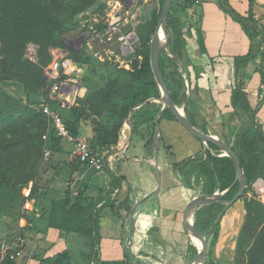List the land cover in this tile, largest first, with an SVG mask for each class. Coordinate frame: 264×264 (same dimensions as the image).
Returning <instances> with one entry per match:
<instances>
[{
	"label": "crops",
	"instance_id": "1",
	"mask_svg": "<svg viewBox=\"0 0 264 264\" xmlns=\"http://www.w3.org/2000/svg\"><path fill=\"white\" fill-rule=\"evenodd\" d=\"M225 1L237 15L247 17L248 0H176L190 5L181 15L189 61V76L183 77L186 86L188 80L191 87L197 85L200 97L196 102L185 100L179 109H184L198 130L232 147L233 143L227 142L234 139L231 128L240 122L231 107L232 91L242 83L253 107L262 99L256 116L264 126V85L255 71L258 58L235 70V59L247 56L250 41L241 24L227 12ZM253 19L264 28V0H255ZM86 91L78 80L66 94V106ZM163 111L161 106L154 117L152 135L144 125L133 133L126 119L116 143L98 152L104 162L100 171L80 163L74 155V143L60 139L59 150L43 159L48 163L39 175L37 199H27L21 229L25 245L10 264H186L194 247L188 224L193 227V215L200 207L189 215L187 209L197 198L208 196L202 192L204 176L198 173V165L210 149L176 119L163 116ZM98 120L107 125L103 113ZM78 131L76 140L89 144L94 137L90 120L81 121ZM210 153L222 157L219 150ZM253 187L264 204V181L258 180ZM30 189L31 184L24 193ZM81 192L83 197L75 199ZM66 198V209L73 200L83 199L88 211L87 216L79 213L75 217L79 225L70 230L61 228V204ZM91 212L96 213L95 219L92 215L88 220ZM244 216V204L239 200L223 214L213 248L215 261L232 259Z\"/></svg>",
	"mask_w": 264,
	"mask_h": 264
},
{
	"label": "trees",
	"instance_id": "2",
	"mask_svg": "<svg viewBox=\"0 0 264 264\" xmlns=\"http://www.w3.org/2000/svg\"><path fill=\"white\" fill-rule=\"evenodd\" d=\"M163 1L159 0L158 9H150L149 18L136 25L137 41L135 46H131L132 53L125 57L129 67L125 69L114 60L99 59L96 55L97 48L92 50L93 42L90 40L83 43L78 50L70 49L65 43V37L79 27L80 18H86L88 12L95 8L96 10L102 8L101 0H0V238L2 237V241L12 239L19 218L24 217L22 206L27 198L22 194V190L31 184L28 199H37L39 175L42 166L48 163L43 160V151L59 150L61 140L57 137L52 122L43 113V106L47 104L51 111L59 114L73 138L78 136L80 122L90 120L94 137L89 146L96 152L107 151L108 147L105 145L116 143L118 133L126 119L133 133L143 125L151 135L155 131L153 120L162 105L159 102H147L159 97V90L150 67L149 48ZM248 2L247 17L243 18L232 11L225 1L228 5L227 12L241 24L250 41L247 56L235 59V70L238 72L241 65L246 63L248 65L250 61L258 58L259 66L255 71L260 75L261 85H264V67H262L264 28L253 19L255 0ZM189 6L180 5L176 0H172L167 17L168 47L159 57L161 74L178 108L185 100L189 103L196 102L200 98L197 85L191 87L192 84L188 80L186 86L183 77L184 74L187 78L189 76L186 67L189 61L185 57V33L181 15ZM89 26L93 29L91 32L100 35L104 32L106 23L104 20L90 22L84 27L87 30ZM128 29L133 31L131 27L123 31L127 32ZM94 40V42L100 41V39ZM31 44L37 46L35 57L32 59L26 56L27 48ZM114 44V49L120 52L119 43L115 41ZM55 49L65 50L66 56L84 71L78 76V80L87 91L82 98H77L73 105L62 106L60 102L47 98L53 82L45 77V69L52 60L50 50ZM187 92L189 95H186ZM258 92L260 94L261 89ZM137 106L139 107L136 108ZM258 106L260 105L252 106L244 91V85L237 83L231 93V107L234 117L240 122L231 128L233 141L227 142L233 143L232 149L250 176L249 186L239 198L244 204V222L235 239L232 259L223 263L213 258V248L219 236L221 221L214 225L208 238L205 264H264V204L257 199L253 187L258 180L264 181V135L261 124L255 118ZM102 113L105 115L107 125L98 120ZM164 115L175 120L168 110L163 111ZM201 132L207 134L205 130ZM44 136L46 139H43ZM207 146L210 150L206 151L205 159L199 163L198 173L204 176L203 194L212 195L229 188L235 180L236 173L230 159L211 154V150L217 152L218 149L212 144ZM236 188L237 185L232 191ZM232 191L223 199H226ZM250 192L252 196L248 197ZM83 195L82 192L78 193L75 199L82 198ZM73 202L69 209H66L69 204L67 198L61 204V228L65 230L79 225L78 222H74L79 213L85 216L88 214L84 209L83 199ZM219 208V204L200 207L193 215V227L203 234ZM92 215L91 212L87 219L89 220ZM93 216L95 219L96 213ZM10 263L9 260L0 262V264Z\"/></svg>",
	"mask_w": 264,
	"mask_h": 264
},
{
	"label": "water",
	"instance_id": "3",
	"mask_svg": "<svg viewBox=\"0 0 264 264\" xmlns=\"http://www.w3.org/2000/svg\"><path fill=\"white\" fill-rule=\"evenodd\" d=\"M172 0H164L153 34L150 40V48H149V62L151 71L154 77V80L157 84L159 90V97L156 99H150V101H157L161 103L162 110H168L176 121L188 132L190 133L195 139L199 140L204 144H212L220 151L222 157H227L233 164L236 177L232 185L227 188L225 191L221 193H214L208 196H202L197 198L195 201L191 202L187 209V214L189 215L192 211H194L198 207H202L204 205H211V204H219L220 208L217 213L214 215L211 223L205 230L203 234L198 232L191 224H188L189 233L192 236L194 241L193 250L189 253L188 260L186 264H205L207 258V251H208V238L213 230L215 224L221 221L223 214L237 201L239 198L246 192L249 183H250V176L247 173V170L242 165L238 155L229 146L225 141L222 139L205 134L198 130L192 123L188 120L184 113V109H179L173 102L171 98V94L160 70L159 64V57L162 51H167L168 47V32H167V17L169 14L170 6ZM132 41L129 42V44ZM133 43V42H132ZM32 48L33 52L28 55V50ZM26 56L30 59L35 57V53L37 51V46L31 44L27 48ZM65 53L66 51L63 50ZM45 77L48 79L47 75ZM139 107V106H137ZM237 185V188L232 191V189ZM232 193L226 198L225 195L228 193ZM194 233H198V237L194 238Z\"/></svg>",
	"mask_w": 264,
	"mask_h": 264
},
{
	"label": "built area",
	"instance_id": "4",
	"mask_svg": "<svg viewBox=\"0 0 264 264\" xmlns=\"http://www.w3.org/2000/svg\"><path fill=\"white\" fill-rule=\"evenodd\" d=\"M132 2L133 1H131L130 3ZM118 21L119 18H113L111 22H108V28L106 29V32L109 34L115 31L119 32L116 35V40L119 43V48L121 50L123 48H125V50H131V45L128 42L130 40V36L124 35L115 27ZM53 52L54 50H50V53L52 55V61L47 67V69H45V74L47 75L48 79L53 82L47 95V98L49 100L58 101L63 106L66 102V94L69 93L68 91L71 89L72 86H76L78 84V76L81 75V69L80 66L77 63H74L71 59H69L63 51L59 50V52L57 51L58 53L55 54H53ZM77 92L78 95H80L81 89H78ZM43 113L52 122V126L54 127L58 138L74 143V155L80 163L89 164L96 171H100L102 169L104 162L100 153L93 151L90 148L89 144H87L85 141L74 139L67 131L61 117L57 112L51 111L48 105L46 104L45 106H43ZM43 139H46V137L44 136ZM50 154L51 152L49 150H44L43 159H47ZM29 193L30 192L28 191L22 194L28 199ZM27 199L25 204L22 206V212L26 211ZM24 223L25 218L20 217L18 221V227L12 239L3 240L0 242V262L5 260L14 261L22 254L25 245V239L21 234V229L23 228L22 225Z\"/></svg>",
	"mask_w": 264,
	"mask_h": 264
},
{
	"label": "rangeland",
	"instance_id": "5",
	"mask_svg": "<svg viewBox=\"0 0 264 264\" xmlns=\"http://www.w3.org/2000/svg\"><path fill=\"white\" fill-rule=\"evenodd\" d=\"M102 3L100 4L102 8L100 10H96V8L90 12H88V16L86 18H80L79 19V27L74 31L68 34L65 37V43L66 45L72 49V50H78L83 43L90 40V42H93L91 44L92 50L94 48H97L96 55L99 59L103 60L104 58H107V60H114L119 66L128 69L127 65V59H125L126 56L130 55L132 53V48L126 49L123 48L122 50L118 49L120 52H117L114 49V42L116 40L117 31L111 32L110 34L106 32V29L108 28V22H111V20L119 18V21L115 27L121 31L124 35L130 36V40L127 41L130 42V45L133 46L135 42L137 41L136 36V25L143 20L149 18V10L150 9H158L159 7V1L158 0H101ZM133 1L132 3H130ZM87 15V14H86ZM104 20L106 23L104 32L100 35L98 33L91 32L93 29L89 26V29H85V25L90 22H98ZM127 27H131L133 31L127 30V32H124L123 30ZM126 36V37H127ZM100 39V41L95 40ZM92 40V41H91ZM96 43V44H94ZM118 43V42H117ZM95 45V46H94ZM102 47H99L101 46ZM105 46V47H104ZM135 46V45H134ZM28 50V49H27ZM60 51H63V49H55L53 54L58 53ZM58 51V52H57ZM28 55L33 52L32 48H30L28 51ZM62 53V52H61ZM67 55V52L64 53ZM64 56V55H63ZM52 61V60H51ZM47 69V68H46ZM82 70V69H81ZM82 73L84 71L82 70ZM67 92V91H64ZM260 101L257 102V105H261L262 99H259ZM256 121L259 123L260 119L256 116ZM262 131L264 135V126H262ZM22 193L23 190H22ZM241 201V200H239ZM23 231H21V234ZM2 241V237L0 238V242Z\"/></svg>",
	"mask_w": 264,
	"mask_h": 264
},
{
	"label": "bare ground",
	"instance_id": "6",
	"mask_svg": "<svg viewBox=\"0 0 264 264\" xmlns=\"http://www.w3.org/2000/svg\"><path fill=\"white\" fill-rule=\"evenodd\" d=\"M198 237V233H194V238Z\"/></svg>",
	"mask_w": 264,
	"mask_h": 264
}]
</instances>
